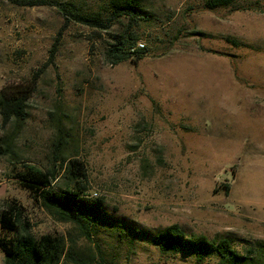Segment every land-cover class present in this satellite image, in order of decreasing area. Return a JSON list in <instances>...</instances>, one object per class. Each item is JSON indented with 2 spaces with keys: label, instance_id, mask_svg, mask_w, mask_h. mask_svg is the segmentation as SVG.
Here are the masks:
<instances>
[{
  "label": "rangeland",
  "instance_id": "374dc122",
  "mask_svg": "<svg viewBox=\"0 0 264 264\" xmlns=\"http://www.w3.org/2000/svg\"><path fill=\"white\" fill-rule=\"evenodd\" d=\"M51 1L104 26L64 21L54 3L0 0V93L25 90L21 120L0 113V206L14 199L30 234L61 235L88 264H195L131 231L172 222L249 256L198 264H264V0H138L118 16L109 0ZM118 33L142 43L139 58L106 59ZM58 156L63 168L82 163L86 192L102 201L89 238L14 177L32 165L62 188Z\"/></svg>",
  "mask_w": 264,
  "mask_h": 264
},
{
  "label": "trees",
  "instance_id": "16d2710c",
  "mask_svg": "<svg viewBox=\"0 0 264 264\" xmlns=\"http://www.w3.org/2000/svg\"><path fill=\"white\" fill-rule=\"evenodd\" d=\"M16 4L54 3L60 11L64 21L75 20L89 25H100V19L93 14L79 12L69 2H55L51 0H9ZM232 0H204V6L211 9L219 5L229 4ZM113 10L112 15H134L138 11V0H109ZM135 37L118 33L108 43L105 57L115 63L124 59H137L142 55L141 46L133 47ZM133 47V48H132ZM25 90L9 89L0 93V113L4 119L14 116L21 120L24 115ZM54 145H61L63 137L56 126ZM63 158H57L56 165L62 166ZM57 171V170H56ZM63 172L67 181L62 188H54L51 184L55 178L53 170H41L32 165H25L14 172L19 185L27 190L29 196L36 200L48 214L60 221L72 223L79 234L89 238L90 227L102 217V201L98 197L88 194L85 184V170L82 163L70 158L64 165ZM228 187L224 184V188ZM20 206L14 199L2 202L0 206V250L1 264H58L61 257L75 264L93 262L90 255L81 256L72 246L65 244L61 235L43 233L34 237L27 230V223L20 222ZM132 228V227H131ZM135 236L143 237L155 244L162 252H187L193 255L194 263L198 264L208 254L214 253L220 261L234 257H249L236 254L227 237L208 239L203 234L187 235L178 223L172 222L152 234L148 231L132 228ZM250 250V249H248ZM264 257V253L262 255ZM246 260H243V263ZM96 264H101L96 262Z\"/></svg>",
  "mask_w": 264,
  "mask_h": 264
},
{
  "label": "crops",
  "instance_id": "0c3cea01",
  "mask_svg": "<svg viewBox=\"0 0 264 264\" xmlns=\"http://www.w3.org/2000/svg\"><path fill=\"white\" fill-rule=\"evenodd\" d=\"M1 252H2V251H1ZM2 256H3V254L0 253V264H1V262H2Z\"/></svg>",
  "mask_w": 264,
  "mask_h": 264
},
{
  "label": "built area",
  "instance_id": "2783aa9c",
  "mask_svg": "<svg viewBox=\"0 0 264 264\" xmlns=\"http://www.w3.org/2000/svg\"><path fill=\"white\" fill-rule=\"evenodd\" d=\"M137 45H139V46H142V43H141V42H139V43H137ZM133 47H135V46H133ZM133 47H132V48H133Z\"/></svg>",
  "mask_w": 264,
  "mask_h": 264
}]
</instances>
